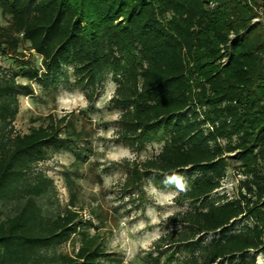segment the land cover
I'll return each mask as SVG.
<instances>
[{
    "label": "trees",
    "instance_id": "1",
    "mask_svg": "<svg viewBox=\"0 0 264 264\" xmlns=\"http://www.w3.org/2000/svg\"><path fill=\"white\" fill-rule=\"evenodd\" d=\"M261 0H0V264L120 263L83 228L77 211L49 212L53 180L36 165L51 151L88 137L74 114H49L26 133L14 128L28 82L73 85L95 100L111 75L119 140L137 149L161 143L142 161H126L121 186L143 193L147 177L178 176V206L152 244L150 264H257L264 255V22ZM23 49V50H22ZM39 57V66L24 59ZM231 198L208 197L229 166ZM193 177V178H192ZM237 219L243 223L231 230ZM85 223V222H84ZM209 234L216 238L205 242ZM78 236V246L63 243Z\"/></svg>",
    "mask_w": 264,
    "mask_h": 264
},
{
    "label": "rangeland",
    "instance_id": "2",
    "mask_svg": "<svg viewBox=\"0 0 264 264\" xmlns=\"http://www.w3.org/2000/svg\"><path fill=\"white\" fill-rule=\"evenodd\" d=\"M259 12L264 22V0L260 1ZM3 23L5 19L0 15V24ZM23 52L24 59L39 66L36 54L28 50ZM0 66L15 72L21 64L10 56L0 55ZM17 80L32 87L30 95L19 96V111L14 120L17 132H28L49 114L57 117L74 114L78 126H83L88 134L86 140L77 142L75 147L51 151L46 160L36 165V169L49 176L55 185V195L45 205L46 209L53 213L65 208L77 211L83 228L119 259L120 263L112 264H150L148 256L155 255L152 244L169 228L168 217L188 206H178L173 201L181 191L179 182L187 176L186 170L177 179L165 175L158 179L147 177L143 181V193L138 196L122 188L127 173L126 161L151 157L162 144L153 142L137 149L119 140L116 132L119 109L109 101L115 88L110 74L98 83L93 103L87 102L82 88L73 85L69 68L64 69L55 86L50 80L43 84L34 80L28 82L20 76ZM232 167L231 164L220 187L208 201H216L221 195L233 197L236 180L242 177ZM242 223L237 219L231 230H238ZM216 237V234H209L205 242ZM78 238L75 236L63 243L60 249L71 253L79 244ZM249 257H254L257 264H264L261 253L249 252Z\"/></svg>",
    "mask_w": 264,
    "mask_h": 264
}]
</instances>
